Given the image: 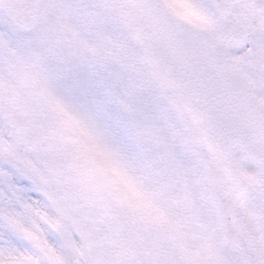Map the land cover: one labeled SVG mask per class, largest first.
Wrapping results in <instances>:
<instances>
[{"label":"snow or ice","instance_id":"obj_1","mask_svg":"<svg viewBox=\"0 0 264 264\" xmlns=\"http://www.w3.org/2000/svg\"><path fill=\"white\" fill-rule=\"evenodd\" d=\"M0 9V264H264V0Z\"/></svg>","mask_w":264,"mask_h":264},{"label":"rangeland","instance_id":"obj_2","mask_svg":"<svg viewBox=\"0 0 264 264\" xmlns=\"http://www.w3.org/2000/svg\"><path fill=\"white\" fill-rule=\"evenodd\" d=\"M30 34L21 29L10 18V16L0 9V42H4L7 46H0V63L14 60L16 54L23 48H33V44L29 38ZM5 66H7L5 64ZM58 63L53 58L50 64V70L53 76H59ZM88 72L92 73L90 76L91 82L96 86V92L100 98L98 104V111L103 110V95L108 90V81L106 80V72H96L92 69H88ZM93 98L91 96L81 100V103H90Z\"/></svg>","mask_w":264,"mask_h":264}]
</instances>
